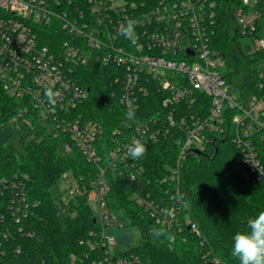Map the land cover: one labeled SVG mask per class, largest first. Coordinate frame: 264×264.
Here are the masks:
<instances>
[{"label": "built area", "instance_id": "2783aa9c", "mask_svg": "<svg viewBox=\"0 0 264 264\" xmlns=\"http://www.w3.org/2000/svg\"><path fill=\"white\" fill-rule=\"evenodd\" d=\"M216 5V0H0V87L18 104L9 117L0 112V131L12 127L29 133L36 119L55 138H65L66 150L75 147L98 167L88 187L81 180L70 186L71 197L87 194L102 228L100 245L108 252L91 264L140 263L132 253H115L121 245L107 233L123 223L107 205L109 186L96 146L102 128L79 111L90 90L75 67L94 63L108 71L110 96L122 111L121 124L111 133L109 167L126 168L131 181L137 180L139 161L128 156V146L140 140L147 148L165 137L178 148L173 177L188 154L202 153L217 137L237 173L246 180L264 178V71L255 70L254 86L236 89L227 83L223 55L213 46ZM232 15L240 39L252 40L253 53L264 52V35H254L264 17V0H239ZM129 18L140 21L135 46L119 32ZM44 29L60 38L53 47L42 43ZM48 87L61 93L54 106L44 95ZM151 93L158 95L161 111L149 117L145 109L141 115V103ZM129 111H134L132 119ZM177 194L171 195L172 215H165V206L154 203L148 192H134L131 198L156 226L171 228L178 223ZM0 204L13 221L0 215V264H5L11 230L32 235L20 226L26 211L20 178L0 176ZM87 246L94 249L93 243Z\"/></svg>", "mask_w": 264, "mask_h": 264}, {"label": "trees", "instance_id": "16d2710c", "mask_svg": "<svg viewBox=\"0 0 264 264\" xmlns=\"http://www.w3.org/2000/svg\"><path fill=\"white\" fill-rule=\"evenodd\" d=\"M216 3L213 46L223 55L227 83L236 89L254 86L257 78L251 64L264 57V52L253 53L256 57L250 59L249 49L239 43L232 15L239 0H216ZM259 26L255 36L264 35V17ZM51 32L44 29L42 36V43L49 47L60 41ZM74 73L90 90L79 111L102 128L96 146L101 156L99 166L105 169L104 178L109 186L106 196L109 210L121 222L139 230L136 244L117 246L115 253H132L138 256L140 264H238L231 256L233 236L246 230L247 221L264 211V178L246 180L237 173L231 157L225 156V143L217 137L211 139L200 155L188 154L173 177L178 148L172 139L165 137L147 147L145 156L138 159L137 180L131 181L126 168L109 167L108 152L114 147L111 133L121 124L122 111L117 100L110 96L108 71L92 63L88 67H75ZM158 100L155 93L144 98L141 115L147 109L149 117L157 115L161 111ZM17 105L0 87V112L4 118ZM15 139L16 145L0 143V176L22 180L26 211L20 226L22 232L32 235L11 230L5 264H71L72 261L91 264L107 253L106 247L100 245L102 228L92 221L95 215L87 194L63 199L50 193L66 175L88 187L95 181L98 167L86 162L75 147L66 150L65 138H55L49 126L36 119H32L29 133L11 127L8 140ZM214 145L218 152L210 160ZM134 192H148L154 203L167 209L172 205L173 192L183 193L186 203L177 204V225L156 226L131 198ZM0 215L13 222L1 204ZM191 225L195 230L189 228ZM10 227L14 225L10 223ZM153 229L163 230V234L156 236ZM87 242L94 244L93 250ZM17 248L19 253L15 252Z\"/></svg>", "mask_w": 264, "mask_h": 264}, {"label": "clouds", "instance_id": "9594fccd", "mask_svg": "<svg viewBox=\"0 0 264 264\" xmlns=\"http://www.w3.org/2000/svg\"><path fill=\"white\" fill-rule=\"evenodd\" d=\"M139 24V20L129 18L126 24H122L119 27L120 34L130 41L133 46L138 41L136 28ZM44 95L47 98V103L50 106H54L61 93L59 90H53V88L48 87L45 89ZM126 115L128 119H132L134 111H129ZM146 152L147 148L140 140H134L127 149V154L132 160L143 158ZM176 199L186 203L183 193H178ZM163 213L172 215V212L167 208L163 209ZM153 234L160 236L163 234V230L153 229ZM231 256L238 261V264H264V211H260L247 221L246 230L237 231L234 234Z\"/></svg>", "mask_w": 264, "mask_h": 264}, {"label": "rangeland", "instance_id": "374dc122", "mask_svg": "<svg viewBox=\"0 0 264 264\" xmlns=\"http://www.w3.org/2000/svg\"><path fill=\"white\" fill-rule=\"evenodd\" d=\"M239 43L242 46H246L248 50V54L250 55V59L253 58L252 53L255 51V46L250 38H244L240 39ZM251 68L255 70H261L264 71V60L262 61H254L251 64ZM24 134L26 130L23 131ZM8 129L4 128L2 131H0V143L6 144L11 143L13 145H16V139L15 140H8ZM226 144L223 147V150L225 151ZM225 156H227V153L225 151ZM75 180L71 177L66 175L62 178L59 185L55 188H52L50 193L54 198L61 197L63 199H68L70 196V186H74ZM123 223V222H122ZM107 233L114 239V242L116 245L121 246H132L137 243V239L139 237V230L136 226H127L125 223H123L122 228H111L107 230Z\"/></svg>", "mask_w": 264, "mask_h": 264}, {"label": "water", "instance_id": "95a60500", "mask_svg": "<svg viewBox=\"0 0 264 264\" xmlns=\"http://www.w3.org/2000/svg\"><path fill=\"white\" fill-rule=\"evenodd\" d=\"M217 152H218L217 147L214 145L213 146V152H212V154L210 156V160H212L214 158V156L217 154ZM194 153L196 155H200V152H198V151H194ZM92 221H93V223H95V219L94 218L92 219ZM208 264H214V263H208Z\"/></svg>", "mask_w": 264, "mask_h": 264}]
</instances>
